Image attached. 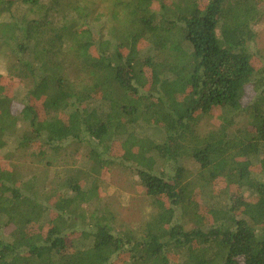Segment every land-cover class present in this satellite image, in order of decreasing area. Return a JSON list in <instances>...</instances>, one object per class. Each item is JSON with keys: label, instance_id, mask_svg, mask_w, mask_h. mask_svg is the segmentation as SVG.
<instances>
[{"label": "trees", "instance_id": "16d2710c", "mask_svg": "<svg viewBox=\"0 0 264 264\" xmlns=\"http://www.w3.org/2000/svg\"><path fill=\"white\" fill-rule=\"evenodd\" d=\"M105 2L97 12L91 0H0L7 68L27 95L18 110L0 90V150L12 136L20 148L88 141L92 162L58 174L45 199L0 166V264H264V68L251 46L264 0ZM250 86L256 97L244 104ZM215 111L223 122L202 134L200 117ZM20 123L29 127L21 138ZM141 125L163 139L140 135ZM118 140L162 204L136 229L88 213ZM186 157L204 173L191 177ZM157 159L176 162L174 173L159 172ZM218 175L239 192L209 197ZM53 197L67 208L53 212Z\"/></svg>", "mask_w": 264, "mask_h": 264}, {"label": "rangeland", "instance_id": "374dc122", "mask_svg": "<svg viewBox=\"0 0 264 264\" xmlns=\"http://www.w3.org/2000/svg\"><path fill=\"white\" fill-rule=\"evenodd\" d=\"M107 0H91L94 3L97 12L103 10L99 5L103 6ZM257 38L252 43V50L255 52L254 63L258 68H264V20L255 26ZM8 47L0 43V90L4 95L14 98V106L21 110L27 95L22 87V82L19 78L11 75L8 70V60H10ZM16 98H15V97ZM256 97V91L252 86L248 87L247 95L244 99V104L253 102ZM264 107V103L261 102ZM42 105L36 101V107ZM224 114L220 111H215L209 115H202L199 119L200 132L206 133L216 129L223 122ZM238 127L247 124V117L236 118ZM29 131V127L25 123H20L17 127L16 134L21 138L23 134ZM140 135L148 137L155 141L163 139V134L153 127L141 125L137 131ZM8 143L3 150H0V166L8 172H19L25 179L30 180L35 189L43 196V199L54 190H58L56 185V176H63L65 170H84L88 171L89 166H92L89 152V142L80 140H67L61 143H56L51 147L48 144L35 143L28 148H20L15 138L9 137ZM111 148V149H110ZM109 158L114 162L107 163L101 173L97 175L99 179V198L96 199L88 209V213L92 210L100 208L104 211L110 220L119 230L136 229L144 222L150 219L158 211V205L162 206L160 201H156L150 197L145 188L140 183V179L136 173L133 162H125L121 158L124 156V147L121 140L113 143L110 147ZM107 156V155H106ZM104 155V157H106ZM107 158V157H106ZM157 169L165 174H173V167L176 162H166L157 159ZM180 166L189 170L191 177H195L199 172L198 165L191 159L186 157L181 159ZM218 172L219 170L216 169ZM199 172V173H198ZM264 179V175L262 177ZM83 180V179H82ZM238 193L239 190L233 186H227V182L223 176L213 178L212 184H208L206 194L210 197L217 193ZM57 196L60 192H56ZM247 195V193H246ZM56 196V197H57ZM51 198L48 202L52 211L57 213L61 207L67 208V202H62L58 198ZM165 204L166 200H163ZM92 213V212H91ZM90 216V214H88ZM80 226L75 225L72 221L73 236L80 233ZM12 226L5 230V237H8ZM39 226L35 225L31 228V232H38ZM46 230V228H44ZM113 264H128L125 258L115 260Z\"/></svg>", "mask_w": 264, "mask_h": 264}]
</instances>
